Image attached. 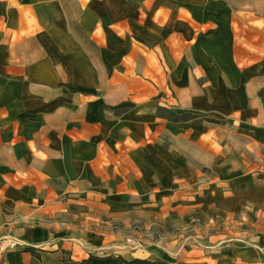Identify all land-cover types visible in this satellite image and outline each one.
Returning <instances> with one entry per match:
<instances>
[{"label":"rangeland","instance_id":"obj_1","mask_svg":"<svg viewBox=\"0 0 264 264\" xmlns=\"http://www.w3.org/2000/svg\"><path fill=\"white\" fill-rule=\"evenodd\" d=\"M143 1L150 19L127 1L114 46L100 29L98 43L80 36L97 82L47 117L34 162L12 176L26 209L1 204L0 222L25 245L68 243L67 258L264 264V0ZM158 106L222 121L173 122Z\"/></svg>","mask_w":264,"mask_h":264},{"label":"crops","instance_id":"obj_2","mask_svg":"<svg viewBox=\"0 0 264 264\" xmlns=\"http://www.w3.org/2000/svg\"><path fill=\"white\" fill-rule=\"evenodd\" d=\"M127 1L131 2L0 0V40L8 36V40L0 45V206L17 212L26 209L24 199L31 193L13 181V172L17 170L15 165L34 162L35 145L39 140L45 141L46 133L53 128L47 124V117L52 112L80 107L76 92L82 90L84 83L97 78L80 36L98 43L100 29L103 48L114 46L119 29L129 27L128 23L125 24L131 16L124 6ZM133 1L139 5V15L144 13L141 19L149 18L147 10L140 7L145 1ZM151 2H155L157 10L163 0ZM116 3L118 10H115ZM70 4L75 8H70ZM162 16L151 19L156 29L163 28ZM258 74L262 76L264 72ZM71 90L74 92L70 93ZM257 97L264 106V82L257 90ZM45 144L46 148L51 147L50 142ZM8 232L12 231L5 229L0 222V235ZM13 233L17 234L14 230ZM22 236L31 240L42 239L45 234L42 230L24 228ZM26 246L9 251L5 260L7 264H68L64 258L72 264H79L83 258L85 264H139L123 263L118 256L99 260L73 253L68 258L63 257L64 251L70 248L68 243L39 248L29 245L39 255L25 250Z\"/></svg>","mask_w":264,"mask_h":264},{"label":"trees","instance_id":"obj_3","mask_svg":"<svg viewBox=\"0 0 264 264\" xmlns=\"http://www.w3.org/2000/svg\"><path fill=\"white\" fill-rule=\"evenodd\" d=\"M156 114L160 118H165L167 120L173 121V122H179V121H187V120H193V119H201V120H208V121H214V122H220L222 119L216 118L214 116L208 115L207 112H197V111H191V110H184L182 112H177L175 110H169L167 113L164 111L163 106H158ZM25 250H29L31 253L35 255H39L36 251V249L33 246H26L24 247ZM123 260L124 263H130L135 262L139 264H155L154 260H148L145 258H138L135 257L133 259H126L122 256H118ZM68 264H72V261L64 258ZM85 258H83L79 264H85Z\"/></svg>","mask_w":264,"mask_h":264},{"label":"built area","instance_id":"obj_4","mask_svg":"<svg viewBox=\"0 0 264 264\" xmlns=\"http://www.w3.org/2000/svg\"><path fill=\"white\" fill-rule=\"evenodd\" d=\"M25 241L13 232L0 235V264H7L6 254L24 246Z\"/></svg>","mask_w":264,"mask_h":264}]
</instances>
